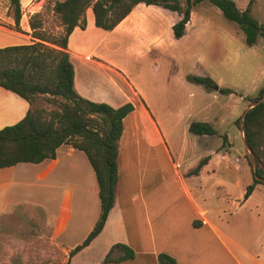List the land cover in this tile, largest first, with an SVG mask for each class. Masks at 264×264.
<instances>
[{
  "label": "crops",
  "instance_id": "0c3cea01",
  "mask_svg": "<svg viewBox=\"0 0 264 264\" xmlns=\"http://www.w3.org/2000/svg\"><path fill=\"white\" fill-rule=\"evenodd\" d=\"M56 1L51 0L52 6ZM234 1L241 10L249 3ZM20 3L21 30H17L13 13L7 12L10 4L2 5L0 0V47L36 41L29 19L36 12L43 13L49 0ZM203 3L206 0L193 6L187 26L194 20L196 6ZM257 5L264 13V0H256L252 15ZM151 8L160 6L139 3L111 31L96 27L89 8L86 28L77 26L68 40L74 85L81 96L114 107L127 102L135 106L124 119L115 201L102 231L87 246L70 254L92 230L101 209L94 169L87 155L69 144L59 146L54 158L0 168V221L20 205L42 208L52 239L69 264H100L118 242L134 249L136 256L107 264H160V253L172 256L177 264H264V190L258 189L264 185L258 184L244 198L253 180L252 170L251 181L242 182L238 176L231 179L230 171L245 169V161L236 159L238 148L232 141L236 135L220 132L223 120L218 98L213 95L210 104L202 101L184 116L177 115L185 141L174 152L167 135L173 129L167 128L165 134L140 84L131 80L108 52L99 50L100 44L136 12L142 16L143 9ZM172 13L175 23L181 16ZM258 21L264 24V17ZM91 33L100 39L92 40ZM30 106L26 99L0 86V129L20 121ZM192 121L208 122L216 133L193 134L189 131ZM236 186H240L238 194L232 189Z\"/></svg>",
  "mask_w": 264,
  "mask_h": 264
},
{
  "label": "trees",
  "instance_id": "16d2710c",
  "mask_svg": "<svg viewBox=\"0 0 264 264\" xmlns=\"http://www.w3.org/2000/svg\"><path fill=\"white\" fill-rule=\"evenodd\" d=\"M205 0H57L54 14L60 21V31L46 29L44 14L30 16L29 25L36 41L0 47V86L18 94L30 103L26 115L17 123L0 129V168L21 162L39 163L54 158L62 144L82 150L88 157L98 183L100 216L83 242L70 254L87 246L103 229L115 201L118 182L119 140L124 129V119L134 109L132 102L114 107L106 102H96L81 96L75 89V69L71 60L68 40L79 26L86 28V12L92 8L95 25L106 31L113 30L136 5H158L177 12L181 18L172 25L175 38L186 34L193 6ZM217 6L224 16L238 24L249 46L259 36H264V24L251 13L256 0H249L241 10L234 0H207ZM14 28L21 30L22 10L20 0H10ZM191 82L206 88L217 83L210 76L187 75ZM221 94L234 92L229 87H219ZM40 95L50 96L56 107L51 110L33 106ZM264 96V87L254 97L244 99L254 103ZM241 128L240 119L236 121ZM244 138L254 153L255 165L248 153L253 180L246 187L244 198L249 197L258 184L264 185V101L245 112ZM189 131L196 135L215 134L208 122L192 121ZM249 151V150H248ZM253 167V168H252ZM115 252L119 254L114 255ZM136 252L124 243L112 245L100 264L133 259ZM160 264H177L175 258L160 253ZM67 264H69L67 262Z\"/></svg>",
  "mask_w": 264,
  "mask_h": 264
},
{
  "label": "rangeland",
  "instance_id": "374dc122",
  "mask_svg": "<svg viewBox=\"0 0 264 264\" xmlns=\"http://www.w3.org/2000/svg\"><path fill=\"white\" fill-rule=\"evenodd\" d=\"M4 4H10V0H2ZM161 7L143 9L142 16L136 12L126 25L100 44L99 50L108 52L129 78L140 84L149 109L158 124L164 127L165 134L167 128L173 129L167 135L170 134L169 144L174 152L179 151L178 147L185 141L183 124L177 115L184 116L202 101L210 104L215 95L223 120L220 132L223 136L236 135L232 139L238 148L236 159L245 161V169L230 171V177L238 176L242 182L251 181L249 151L236 121H242L250 104L244 97H254L264 87V36H259L257 42L249 46L238 24L206 0V4H199L194 9V20L186 26V34L175 38L172 31L175 13ZM261 10L257 5L253 11L258 20L264 17ZM7 12L13 13L11 4ZM43 14L46 29L60 31V21L53 12L51 0ZM91 38L100 39V36L91 33ZM189 74L210 76L219 87H229L234 92L221 94L215 87L206 88L191 82L187 79ZM95 75L100 76L99 73ZM214 91L217 93L212 94ZM49 99L48 95H40L33 106L49 111L56 107ZM226 142L229 146L228 138ZM240 186L232 187L234 193H239ZM258 189L264 190V186ZM0 264H67L63 252L52 239L42 208L20 205L3 215L0 221Z\"/></svg>",
  "mask_w": 264,
  "mask_h": 264
},
{
  "label": "water",
  "instance_id": "95a60500",
  "mask_svg": "<svg viewBox=\"0 0 264 264\" xmlns=\"http://www.w3.org/2000/svg\"><path fill=\"white\" fill-rule=\"evenodd\" d=\"M215 89H216V90L219 89L218 84L215 86ZM263 101H264V96H262V97H261L259 100H257L256 102H254V103H250L249 106H248V108L245 110V112H246L248 109H250L251 107H253V106H255L256 104L261 103V102H263ZM244 116H245V113L243 114L242 121H241V130H242L243 134H244V129H243V125H244ZM243 142H244L245 146L247 147V149H248L249 152H250V155H251V163H252V165L254 166V165H255V157H254V153H253L252 150L249 148V146H248V144H247L245 138L243 139ZM263 181H264V180H263Z\"/></svg>",
  "mask_w": 264,
  "mask_h": 264
}]
</instances>
